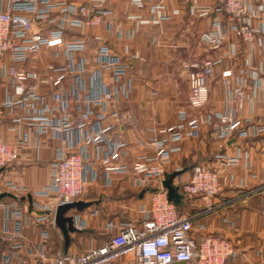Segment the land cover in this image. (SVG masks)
I'll return each mask as SVG.
<instances>
[{
	"label": "built area",
	"instance_id": "obj_1",
	"mask_svg": "<svg viewBox=\"0 0 264 264\" xmlns=\"http://www.w3.org/2000/svg\"><path fill=\"white\" fill-rule=\"evenodd\" d=\"M146 1H152L148 7L151 20L136 15H125V19L159 24L170 18L168 0H130L138 8L144 7ZM182 2L192 16L205 17L211 11L210 5H200L197 0ZM215 10L226 14L227 24L224 28L220 21L212 22L213 28L202 32L200 40L208 49L216 50L224 43L226 33H232L244 45V66L238 71L231 68L221 71L225 108L217 112L207 109L206 104L213 69L222 58L191 59L183 64L188 70V97L186 106L177 112L182 123L173 137L176 141L195 138L201 127L209 128L222 140L232 137L243 127L240 112L249 100L246 89L257 90L262 83L264 0H221ZM173 14H179V10L175 9ZM96 27L109 34L114 32L117 39L129 36L124 31L123 20L116 17L106 0H0V55L9 54L11 58L12 64L4 68V73L13 87L4 106H19L24 112L22 117L13 119L15 124L11 130L17 133L20 125L26 124L36 134L50 133L58 141L57 160L45 188L56 197L51 213L53 223L57 205L87 200V182L93 179L97 164L107 173L129 167L134 187L146 189L157 181L158 190L150 191L149 207L142 209L140 224L127 222L116 226L108 222L105 226L108 239L77 254L59 248L50 255L38 244L34 248L25 247L29 218L16 206L10 213L5 212L3 218L15 219L16 225L2 229V239L11 243L13 252L1 254L0 264H111L128 255L132 256L133 264H226L235 253L233 243L225 237L201 232L200 226L194 227L192 215L179 214L168 198L163 181L171 163L172 148L167 140L150 137L142 144L153 147L151 154L128 164L120 162L128 156L121 130L111 131L113 125L103 120L111 105L129 98V83L121 82L120 78L127 75L131 63L124 57L128 54L127 46L121 55L99 34H91L96 43L92 58L83 54L76 56L88 49L85 37ZM58 49L64 61L59 65L48 63L42 72L16 66L31 55L41 56L46 50H52L57 57ZM256 49L263 57L259 65L252 63ZM236 53L232 48L228 56ZM105 73L111 75L112 83L106 81ZM41 85L47 87V92L41 91ZM158 131L168 132L166 128ZM261 133H264V115L262 122L249 121L240 132L244 137ZM18 144L0 141V169L20 158ZM90 146L93 160L88 165L85 159ZM35 148L40 149V145L35 144ZM218 158L224 166L236 165L239 161L245 168L251 166L249 151H243L238 157L219 155ZM220 172L205 164H196L188 180L180 183L182 190L188 198H200L211 205L212 198L221 190ZM76 217L78 227L80 216L76 214ZM21 249L26 251L24 255L19 253Z\"/></svg>",
	"mask_w": 264,
	"mask_h": 264
},
{
	"label": "crops",
	"instance_id": "obj_2",
	"mask_svg": "<svg viewBox=\"0 0 264 264\" xmlns=\"http://www.w3.org/2000/svg\"><path fill=\"white\" fill-rule=\"evenodd\" d=\"M106 1L114 9L116 17L123 20L128 38L117 39L114 32L109 34L101 27L93 28L85 37L88 49L84 53H76V56L83 54L92 58L96 43L91 34L101 35L106 44L121 55L125 53L124 47H128V54L124 57L130 61L131 68L120 81L129 83V98L111 105L108 116L103 120L105 124L113 125L111 131L121 130L128 156L121 158L120 162L128 164L131 160L151 154L153 147L142 143L150 137H157L167 140L172 148L166 176L177 174L173 178V185L188 180L190 168L195 164L220 170L221 190L212 198L211 205H206L200 198L190 200L188 214L193 217V225L196 228L200 226L203 233L225 237L233 243L235 253L227 259L226 264H264V133L251 137L240 134L249 121L255 124L263 121L264 74L257 90L253 91L252 87L246 89L249 100L240 112L243 127L232 137L222 140L209 128L201 127L195 138L181 141L173 138L182 123L177 112L186 106L188 97V70L183 68V64L191 59L222 58L221 63L213 69L206 104L207 109L217 112L225 108L221 71L228 68L238 71L244 66V45L232 33H226L224 43L216 50L208 49L200 40V34L213 28L212 22L216 20L225 28L226 14L215 10L221 0H197L198 4L211 7L209 15L205 17L190 15L182 0H168L166 5L170 18L159 24L125 19V15H136L151 20L148 7L152 1H146L142 8L135 7L130 0ZM175 9L179 10V14H173ZM232 48L237 53L229 57ZM57 52V57L52 50H46L41 56L31 55L16 66L42 72L46 64L59 65L64 61L59 49ZM133 54L138 57L132 58ZM262 59L256 49L252 63L259 65ZM10 64L9 54L0 55V141L11 144L21 142L18 144L21 155L1 169L0 191L18 197L30 194L32 203L27 199L15 201L5 198L0 201V255L13 252L11 243L3 240L1 235L4 226L14 228L16 225L15 219H3L5 212L10 213L16 206L29 218L24 246L34 248L38 244L51 255L59 248L65 249L63 234L51 219L56 197L53 192L45 191L57 160L55 148L58 141L50 133L36 134L26 124H21L17 133L11 130L15 124L13 119L22 117L24 112L19 106H4L7 95L13 89L4 73V68ZM104 76L109 84L113 82L111 75L105 73ZM65 82L69 84L70 81ZM40 89L47 92L44 85ZM47 99L51 103L49 97ZM161 128H166L168 132L159 133ZM37 143L40 145L38 150L35 148ZM92 149V146L88 148V158L85 159L88 165L93 160ZM243 151H249L251 155V166L248 168L241 161L236 165L224 166L218 158L219 155L238 157ZM95 167L93 179L87 182L88 198L84 200L90 201L91 205L82 211H72L80 216V224L78 231L70 234L66 250L71 253H81L91 246L102 245L109 237L105 229L108 222L116 226L127 222L140 224L142 209L149 207L150 191L158 189L157 181L146 189L134 187L129 167L108 173L102 165ZM36 191L42 193L35 194ZM19 253L24 255L26 251L21 249ZM111 264H133L132 256Z\"/></svg>",
	"mask_w": 264,
	"mask_h": 264
},
{
	"label": "water",
	"instance_id": "obj_3",
	"mask_svg": "<svg viewBox=\"0 0 264 264\" xmlns=\"http://www.w3.org/2000/svg\"><path fill=\"white\" fill-rule=\"evenodd\" d=\"M176 175H177L176 173L168 174L166 179L163 181V186L167 190V195L169 200H172L177 197V188L173 185V178ZM142 193L143 191L139 194V196H141ZM5 198H9L15 201L27 199L30 204L32 203V197L30 194H27L26 196L18 197L13 193L0 191V201ZM90 205H91L90 201L77 200V201L67 202L64 204H59L56 206L53 214L54 224L61 230L63 234L62 236L64 239L65 250L70 243V234L75 231H78L76 227L77 224L76 213H72V211H82L83 209L89 207ZM68 212L71 213L68 214Z\"/></svg>",
	"mask_w": 264,
	"mask_h": 264
},
{
	"label": "trees",
	"instance_id": "obj_4",
	"mask_svg": "<svg viewBox=\"0 0 264 264\" xmlns=\"http://www.w3.org/2000/svg\"><path fill=\"white\" fill-rule=\"evenodd\" d=\"M196 165V164H195ZM193 165L190 168V174L192 172L193 167L195 166ZM177 188V197L172 199V203L175 205L176 210L179 214H183V213H189V207H190V198H188L186 196V194L184 193V191L182 190V186L181 184L179 185H174ZM158 190L157 188H154L152 191H156ZM188 209V210H186ZM108 239V238H107Z\"/></svg>",
	"mask_w": 264,
	"mask_h": 264
},
{
	"label": "rangeland",
	"instance_id": "obj_5",
	"mask_svg": "<svg viewBox=\"0 0 264 264\" xmlns=\"http://www.w3.org/2000/svg\"><path fill=\"white\" fill-rule=\"evenodd\" d=\"M193 199V198H192ZM186 210H188V209H186ZM188 211H190V210H188Z\"/></svg>",
	"mask_w": 264,
	"mask_h": 264
}]
</instances>
